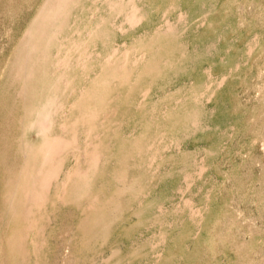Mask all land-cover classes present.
<instances>
[{"label":"rangeland","instance_id":"374dc122","mask_svg":"<svg viewBox=\"0 0 264 264\" xmlns=\"http://www.w3.org/2000/svg\"><path fill=\"white\" fill-rule=\"evenodd\" d=\"M0 264H264V0H0Z\"/></svg>","mask_w":264,"mask_h":264}]
</instances>
